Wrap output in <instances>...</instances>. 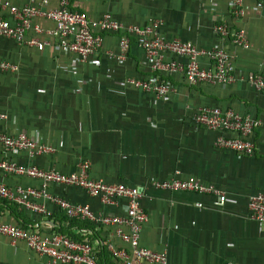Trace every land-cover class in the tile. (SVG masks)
I'll return each instance as SVG.
<instances>
[{
    "label": "crops",
    "instance_id": "crops-1",
    "mask_svg": "<svg viewBox=\"0 0 264 264\" xmlns=\"http://www.w3.org/2000/svg\"><path fill=\"white\" fill-rule=\"evenodd\" d=\"M13 6H38L42 0H5ZM51 0L49 9L59 7ZM255 0H246L244 15L231 12V0H73V9L92 19L112 14L125 25L145 26L151 19L163 20L167 41L179 39L200 49L222 48L232 57L235 79L227 86H191L184 74L154 71L135 37L128 60L122 61L120 34H106L97 61L81 62L57 47L52 32L55 23L34 19L41 33H31L50 45L43 51L0 38V62L19 66L15 73L0 71V132H26L53 148L52 153L32 158L26 151L9 156L22 165L56 168L64 174L78 171L82 161L92 163L90 176L107 184L137 187L148 215L140 234V246L166 252L169 264H264V224L250 217L249 199L264 193V93L246 80L260 72L264 63V10H254ZM215 8V9H214ZM0 16L10 19L9 12ZM224 23L231 34L215 35V25ZM244 30L249 49L235 43L234 33ZM167 60L187 59L167 54ZM203 68L214 63L200 58ZM130 78L169 83L177 93L157 98L127 83ZM205 107L231 109L252 115L258 125L249 136L255 143L252 157L219 149L218 132L194 123ZM0 147V162L6 159ZM172 178L199 180L225 192L224 202L211 194L161 190L153 180ZM0 182L9 187H40L41 181L7 176ZM50 192L72 204L88 205L96 215L127 216L128 199L116 205L103 204L78 186L51 184ZM44 203L52 216L34 213L23 206L0 201V222L32 227L42 236L68 229L65 213ZM71 231L85 235L97 249L99 264H124L110 248L130 250L116 228L79 222ZM129 233L127 227H123ZM25 242L14 243L0 236V264H45Z\"/></svg>",
    "mask_w": 264,
    "mask_h": 264
},
{
    "label": "built area",
    "instance_id": "built-area-1",
    "mask_svg": "<svg viewBox=\"0 0 264 264\" xmlns=\"http://www.w3.org/2000/svg\"><path fill=\"white\" fill-rule=\"evenodd\" d=\"M73 0H60L59 7L49 9L51 0H42L38 6H13L9 1L0 0V10L9 12L10 19L0 16V38L11 39L20 45L36 47L40 51L50 44L42 42L37 37L28 39L31 33H41L33 22L36 18L52 20L56 27L52 32L57 39L56 47L64 54H74L81 62L90 59L98 62L97 57L104 44L106 34H120L122 61L128 60L131 38L135 37L144 50L146 59L154 71L184 74L186 82L191 86L199 84L227 86L235 81L232 74V57L222 48L204 50L196 45L179 39L167 41L161 31L163 20L151 19L145 26L125 25L112 14L107 13L100 19H92L88 13L73 9ZM215 9V8H214ZM254 10H264V0H255ZM246 10V0H231L232 14L241 17ZM218 38H227L230 28L224 23H218L214 29ZM235 43L245 49L250 48L244 30L234 33ZM167 54L187 59V63L178 60H167ZM207 57L214 63L211 68H203L200 58ZM19 66L0 62V71L15 73ZM247 82L255 89L264 93V63L260 72L248 74ZM127 83L137 90L151 92L157 98H165L177 93V89L169 83L159 80H144L130 78ZM5 118V115H0ZM194 123L205 129L218 132L216 147L230 150L238 154L252 157L255 155V143L249 139L258 125L256 119L248 114L241 115L231 109L218 107L201 108L193 118ZM0 147L6 159L0 162V170L7 176H19L41 181L40 187L22 186L9 187L0 182V201L7 200L13 204L25 207L34 213L51 217L53 214L44 200L54 204L60 212L71 219H79L92 224L113 226L122 240L129 244L130 250H119L110 245L113 255L124 264H169L166 252L157 253L140 246V234L143 224L148 221V215L142 207V194L137 187L124 184H107L90 176L92 163L88 160L79 164L78 171L64 174L56 168L42 169L35 164L22 165L13 161L9 156L26 151L35 158L52 153L50 146L39 142L26 132L8 135L0 132ZM78 186L90 196L98 198L103 204L116 205L120 199H128L127 216L96 215L90 206L72 204L67 199L55 196L50 192V185ZM153 186L161 190L195 192L211 194L217 197L218 205L224 202L225 192L213 185H206L199 180H182L172 178L166 181L153 180ZM250 217L264 224V193H257L249 199ZM129 229V233L123 231ZM0 236L11 239L14 243L23 241L31 252L46 260L45 264H98L97 249L87 236L75 240L67 235L55 233L42 236L32 227L24 228L0 222Z\"/></svg>",
    "mask_w": 264,
    "mask_h": 264
},
{
    "label": "trees",
    "instance_id": "trees-1",
    "mask_svg": "<svg viewBox=\"0 0 264 264\" xmlns=\"http://www.w3.org/2000/svg\"><path fill=\"white\" fill-rule=\"evenodd\" d=\"M4 201V200H3ZM6 201V200H5ZM66 215V214H65ZM65 219L66 220H68L69 222H70V226L72 227L73 225H80V223L79 222H82L81 220H79V219H71V218H69V217H66L65 216ZM86 221H84V223H85ZM87 223V222H86ZM71 227H69L68 229H62L61 231H58V233H60V234H64V235H67V236H69L70 238H72V239H75V240H79V239H81V236H78V235H76L75 233H72V232H68V231H71ZM24 228H29V227H24ZM98 260V259H97ZM98 264H99V262H98Z\"/></svg>",
    "mask_w": 264,
    "mask_h": 264
}]
</instances>
